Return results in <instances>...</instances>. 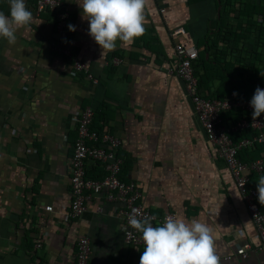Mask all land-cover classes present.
I'll use <instances>...</instances> for the list:
<instances>
[{
  "label": "crops",
  "instance_id": "obj_1",
  "mask_svg": "<svg viewBox=\"0 0 264 264\" xmlns=\"http://www.w3.org/2000/svg\"><path fill=\"white\" fill-rule=\"evenodd\" d=\"M62 1L75 26L66 28L67 39L56 34L53 12L36 14V0H25L33 20L16 32V43L0 38V264H73L83 236L89 264H139L144 247L125 244L121 205L105 192L81 217L61 220L71 202L76 119L85 107L94 113L90 129L119 141L120 179L140 188L141 203L157 219L173 213L208 224L216 255L227 257L220 264H264L233 178L174 73L175 45L195 47L200 95L235 93L247 101L264 83V0H146L144 34L130 46L117 41L107 53L88 35L82 0ZM9 7L0 0V12ZM178 29L183 34L173 36ZM56 47L88 73H73ZM240 111H226L222 125H234ZM97 164L85 161L88 178H104ZM246 244L250 251L241 258Z\"/></svg>",
  "mask_w": 264,
  "mask_h": 264
},
{
  "label": "built area",
  "instance_id": "obj_2",
  "mask_svg": "<svg viewBox=\"0 0 264 264\" xmlns=\"http://www.w3.org/2000/svg\"><path fill=\"white\" fill-rule=\"evenodd\" d=\"M53 12L55 14L54 28L59 39L65 38V31L68 27L69 15L67 8L62 0H36L35 12L37 15L43 12ZM183 34L182 29L175 30L172 35ZM57 51L62 52L71 59L73 73H88L86 65L72 58L70 52L62 47H56ZM176 64L174 73L185 86L186 94L191 100L194 113L200 123L207 141L211 145L218 157L227 166L237 191L242 198L245 208L250 215L259 241L256 247L257 252L264 253V212L259 208L256 186L249 184L247 172L260 175L264 170V159H257L252 162H244L239 158L242 149L253 146L254 143H264V114H261L255 121L252 116L250 101L256 88L264 89V83L255 87L252 95L247 101L241 102L235 99L232 93L229 99H207L197 93V78L194 76L192 62L197 59L195 47H184L176 44ZM239 108L243 115L239 120L229 127H225L221 122L223 112ZM94 113L90 107H85L80 111L76 119L77 138L74 144L73 154L69 162V183L71 202L68 210L62 215V222L68 224L81 217L87 211V203L97 194L106 193L108 201H115L121 205L119 213L123 222V239L125 244L133 247H144L141 234L136 232L128 224L129 216L136 210L140 215L138 219L144 217H155L151 221L152 225H162L166 217L176 216L173 213H166L161 219L145 208L141 203L142 193L135 183H126L120 179L122 159L118 156L115 149L119 141L108 133L98 135L90 129ZM256 131V135L251 139H242L233 142L231 135L240 130ZM90 143H94L90 146ZM97 144H99L97 146ZM91 160L102 165L105 176L101 180L90 179L86 176L85 161ZM50 211L51 207H46ZM100 211V209H97ZM129 233H131L129 235ZM38 247V245H36ZM250 251V245L242 247L238 256L246 258ZM91 255V245L87 237L78 239L76 253L73 264H89ZM220 263L227 259L217 255Z\"/></svg>",
  "mask_w": 264,
  "mask_h": 264
},
{
  "label": "clouds",
  "instance_id": "obj_3",
  "mask_svg": "<svg viewBox=\"0 0 264 264\" xmlns=\"http://www.w3.org/2000/svg\"><path fill=\"white\" fill-rule=\"evenodd\" d=\"M145 4L146 0H82L79 6L82 19L89 25L88 35L107 53L115 50L117 41L130 46L144 34ZM9 5L7 15L0 12V38L14 45L16 32L27 28L33 15L25 0H9ZM68 30L74 32L75 26L69 24ZM250 107L255 121L264 113V89L256 88ZM256 191L259 203L264 205V176L259 177ZM139 215L133 210L128 220L130 227L141 234L144 245L139 264H220L208 224L169 216L154 227L151 221L155 217L138 219Z\"/></svg>",
  "mask_w": 264,
  "mask_h": 264
},
{
  "label": "trees",
  "instance_id": "obj_4",
  "mask_svg": "<svg viewBox=\"0 0 264 264\" xmlns=\"http://www.w3.org/2000/svg\"><path fill=\"white\" fill-rule=\"evenodd\" d=\"M261 27V26H260ZM264 28H262L261 30H263ZM67 34H68V30L66 29L65 31V35H66V39H67ZM65 39V40H66ZM196 61V60H195ZM195 61L192 62V68L194 70V76L197 77V72L195 71V67H196V64L194 63ZM256 86V85H255ZM201 86H199V81H198V84H197V93L200 95V88ZM255 87L253 86L250 90H251V94L253 93ZM201 96V95H200ZM204 98H207V99H220V98H216V97H205V96H202ZM225 112H223L221 114V117L222 115L224 114ZM264 114V113H262ZM243 115V112L240 111L238 113V117L240 118L241 116ZM248 116H252V112H250L248 114ZM256 131H252V130H249V129H245V130H240L236 133H233L231 135V138L233 140V142H238L242 139H251V137H253L254 135H256ZM239 158L244 161V162H252V161H255L257 159H264V143L262 144H259V143H254L253 146L249 147V148H245V149H242L240 152H239ZM99 165V164H97ZM100 166V165H99ZM251 174V178H250V181L251 182H256L258 183V179L260 176H264V170L263 172L258 175V174H255V173H250ZM104 177V176H103ZM259 208L262 212H264V205H261L259 203Z\"/></svg>",
  "mask_w": 264,
  "mask_h": 264
}]
</instances>
